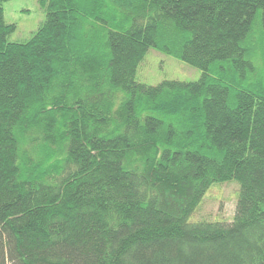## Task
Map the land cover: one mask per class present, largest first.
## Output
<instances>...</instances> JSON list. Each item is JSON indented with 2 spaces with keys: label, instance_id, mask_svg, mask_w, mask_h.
Here are the masks:
<instances>
[{
  "label": "trees",
  "instance_id": "obj_1",
  "mask_svg": "<svg viewBox=\"0 0 264 264\" xmlns=\"http://www.w3.org/2000/svg\"><path fill=\"white\" fill-rule=\"evenodd\" d=\"M4 1L0 264H264V0H40L25 40ZM151 46L200 76L137 81Z\"/></svg>",
  "mask_w": 264,
  "mask_h": 264
},
{
  "label": "rangeland",
  "instance_id": "obj_2",
  "mask_svg": "<svg viewBox=\"0 0 264 264\" xmlns=\"http://www.w3.org/2000/svg\"><path fill=\"white\" fill-rule=\"evenodd\" d=\"M4 21L13 24L9 40H25L46 17V7L40 0H5ZM201 70L178 57L153 46L149 47L139 62L135 78L147 84H157L164 79L194 80ZM238 182H215L207 189L189 220L229 222L233 219L238 196Z\"/></svg>",
  "mask_w": 264,
  "mask_h": 264
}]
</instances>
